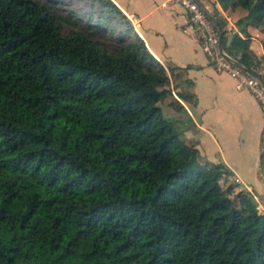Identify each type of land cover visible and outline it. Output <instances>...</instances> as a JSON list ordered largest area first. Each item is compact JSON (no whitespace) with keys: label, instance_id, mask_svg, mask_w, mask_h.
<instances>
[{"label":"trees","instance_id":"1","mask_svg":"<svg viewBox=\"0 0 264 264\" xmlns=\"http://www.w3.org/2000/svg\"><path fill=\"white\" fill-rule=\"evenodd\" d=\"M216 1L243 12L241 35L214 17L221 47L257 72L264 0ZM65 9L0 0V264H264V213L161 112L192 97L182 69L111 0Z\"/></svg>","mask_w":264,"mask_h":264},{"label":"crops","instance_id":"2","mask_svg":"<svg viewBox=\"0 0 264 264\" xmlns=\"http://www.w3.org/2000/svg\"><path fill=\"white\" fill-rule=\"evenodd\" d=\"M111 1L164 68L182 69L175 82L192 97L188 100L177 97L182 108L173 109L171 118L184 142L193 145L201 159L222 164L228 170L226 182L236 189H244L250 195L264 193L260 150L262 116L253 94L243 86H236L227 72L217 70L208 60L191 36L187 14L179 5L169 2L161 6L163 0ZM197 1L213 21L218 17L224 22L228 33L241 35L235 23L243 13L241 9L223 10L216 0ZM246 30L248 48L258 59L257 72L261 74L264 72V30L250 24ZM230 38L231 33L226 42Z\"/></svg>","mask_w":264,"mask_h":264},{"label":"built area","instance_id":"3","mask_svg":"<svg viewBox=\"0 0 264 264\" xmlns=\"http://www.w3.org/2000/svg\"><path fill=\"white\" fill-rule=\"evenodd\" d=\"M179 5L187 14V27L191 36L197 41L199 47L206 54L208 60L217 70L227 72L236 83V86L247 88L258 102L262 116V130L260 133L261 162L264 171V88L259 81L247 71L238 66L220 46L218 28L208 12L199 6L195 0H163L160 5L167 3ZM229 56V55H228ZM254 207L258 213H264V193L251 194Z\"/></svg>","mask_w":264,"mask_h":264},{"label":"rangeland","instance_id":"4","mask_svg":"<svg viewBox=\"0 0 264 264\" xmlns=\"http://www.w3.org/2000/svg\"><path fill=\"white\" fill-rule=\"evenodd\" d=\"M40 1L50 5L51 10L54 11V13L56 14L63 13L66 10L65 9L66 6H68L74 9L80 15V17L84 18L87 13L91 0H40ZM107 41H111V40L107 38ZM159 105L161 108V112L164 116L171 117V115L174 113V110L171 106L161 103H159Z\"/></svg>","mask_w":264,"mask_h":264},{"label":"water","instance_id":"5","mask_svg":"<svg viewBox=\"0 0 264 264\" xmlns=\"http://www.w3.org/2000/svg\"><path fill=\"white\" fill-rule=\"evenodd\" d=\"M197 3L198 1L195 0ZM199 6H201L199 3H198ZM212 18V17H211ZM220 30L218 31V37L220 39ZM226 57L230 60H233L238 66H240L242 69H244L245 71H247L250 75H252L254 78H256L259 83L263 86L264 88V78L262 76V74H259L258 72L254 71L253 69H250V68H247L245 66H243L242 64H240L237 60L235 59H232L230 56L226 55Z\"/></svg>","mask_w":264,"mask_h":264}]
</instances>
